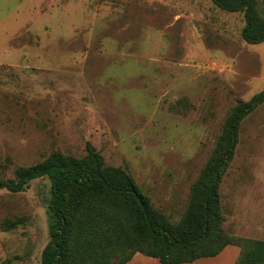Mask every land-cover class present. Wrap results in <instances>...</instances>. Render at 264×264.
Returning <instances> with one entry per match:
<instances>
[{
    "label": "rangeland",
    "instance_id": "374dc122",
    "mask_svg": "<svg viewBox=\"0 0 264 264\" xmlns=\"http://www.w3.org/2000/svg\"><path fill=\"white\" fill-rule=\"evenodd\" d=\"M245 24L213 0H0V180L90 143L178 223L239 101L264 91V41L247 42ZM51 194L47 176L0 187V261L41 263ZM220 199L231 244L201 264H250L264 240V103L241 120Z\"/></svg>",
    "mask_w": 264,
    "mask_h": 264
},
{
    "label": "trees",
    "instance_id": "16d2710c",
    "mask_svg": "<svg viewBox=\"0 0 264 264\" xmlns=\"http://www.w3.org/2000/svg\"><path fill=\"white\" fill-rule=\"evenodd\" d=\"M213 2L229 11H244L243 38L253 44L264 41V18L256 14L255 0ZM262 103L264 91L239 101L220 149L203 169L188 209L176 224L152 206L129 172L106 166L90 143L84 157L55 151L41 162L19 167L16 178L0 180V187L18 192L34 179H50V240L40 264H127L136 253L158 258L161 264L214 257L231 244L221 239V179L234 157L241 120ZM250 242L244 260L263 264L264 240Z\"/></svg>",
    "mask_w": 264,
    "mask_h": 264
},
{
    "label": "crops",
    "instance_id": "0c3cea01",
    "mask_svg": "<svg viewBox=\"0 0 264 264\" xmlns=\"http://www.w3.org/2000/svg\"><path fill=\"white\" fill-rule=\"evenodd\" d=\"M227 249L228 248L223 250L217 256L201 258V259H198V260H196L194 262L183 263V264H201L202 262H205V261H213L214 262L215 260H217L218 258L223 256ZM210 259H212V260H210ZM127 264H161V263H160L158 258H155V257H152V256H148V255H145L143 253H136L133 256V258Z\"/></svg>",
    "mask_w": 264,
    "mask_h": 264
}]
</instances>
